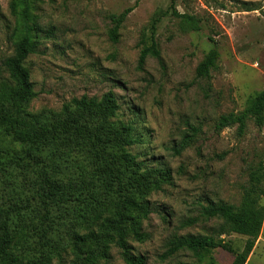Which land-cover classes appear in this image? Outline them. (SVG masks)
<instances>
[{"label": "rangeland", "instance_id": "obj_1", "mask_svg": "<svg viewBox=\"0 0 264 264\" xmlns=\"http://www.w3.org/2000/svg\"><path fill=\"white\" fill-rule=\"evenodd\" d=\"M248 4L256 10L246 11ZM174 7L195 16L200 30L172 15V0H0V96L4 86L16 87L4 61L28 33L35 44L24 62L35 93L28 114L59 118L70 107L77 118L74 99L86 96L101 105L112 92L115 116L98 110L88 117L90 129L108 137L131 125L138 143L124 150L142 167L128 178L160 184L153 189L149 183L145 193L130 185L120 190L90 140L62 139L45 152L62 199L47 200L42 167L22 160L18 141L0 127V225L6 221L12 238L3 251L0 228V264H91V256L93 264H127L114 231L121 195L149 202L152 209L148 219L124 212L123 226L132 217L147 235L144 242L128 239L131 254L146 264H232L243 250L247 237L231 232L201 259L184 250L164 258L174 238L216 236L223 221L202 217L203 207L239 208L248 195L258 197L248 194L252 184L264 190V127L250 119L241 136L237 126L215 129L222 115L244 112L264 90V0H175ZM127 9L132 11L114 42L110 16ZM155 22L160 58L150 56L141 66ZM214 49L216 68L209 79L198 78V66ZM156 170L170 174H152ZM252 172L258 182L251 183ZM189 219L197 223L185 225ZM76 236L87 237V245H76ZM247 264H264V227Z\"/></svg>", "mask_w": 264, "mask_h": 264}, {"label": "trees", "instance_id": "obj_2", "mask_svg": "<svg viewBox=\"0 0 264 264\" xmlns=\"http://www.w3.org/2000/svg\"><path fill=\"white\" fill-rule=\"evenodd\" d=\"M210 5V0H205ZM175 0H172V15L182 20L189 28L195 31L200 30V22L195 16L189 14H180L174 7ZM252 6L246 5V11H254ZM131 9L125 10L120 15H111L110 19L114 24L110 30L111 39L116 42L118 32L122 24L131 13ZM25 15L28 10L25 9ZM157 33V22L151 28V45L145 47L140 55L139 63L142 66L148 57L160 58V50L155 40ZM212 41V40H211ZM35 44L31 36L26 33L15 45L14 54L4 61L6 70L16 81V87L12 88L4 86L0 96V127L6 128L9 135L18 141L21 148V159L27 161L31 165L42 167V190L44 198L47 200L62 199L61 187L49 177L46 168V160L48 156L46 145L62 139L78 140L88 139L91 146L109 163L110 170L114 174L120 190L122 186L130 185L142 187L141 193L148 192V184L154 185L153 189H159L160 184L150 182L147 177L137 178L134 181L129 180L128 175H133L131 170H140L141 162H137V158L125 152V147H131L138 143L132 135L133 128L131 125L120 126L108 137H100L98 133L90 129V120L88 117L94 113L104 114L108 117H114L118 109L115 96L112 92L106 94L103 103L100 105L95 98L89 99L83 96L80 100L74 99L71 103L72 108L80 111V116L75 118L70 114V107H65L63 114L59 118H41L28 114L26 108L30 101L35 97L33 84L31 82L30 73L25 68L24 62L29 54L34 52ZM219 54L216 49L212 50L208 57L197 68V77L209 79L211 72L216 68ZM253 120L259 128L264 127V90L259 93L249 104L248 108L240 114L222 115L215 126L217 131L237 126L238 134L241 136L246 132L247 123ZM89 131H88V130ZM118 148L120 151L114 152ZM122 166V167H120ZM154 175L167 177L170 171L156 170ZM251 183L258 182L256 172H252ZM248 194H256L258 197L252 200ZM248 196L241 207L218 203L209 204L202 208L201 216L207 219H217L223 221L216 231L215 235L204 236H181L174 238L169 243L168 250L164 253V258L172 256L177 252L184 250L191 253L196 258H203L213 249L220 246L223 242L221 236L231 232H237L247 237L243 250L235 255L232 264H247L249 256L254 250L257 239L264 227V208L260 205L261 198L264 197V190L259 186L251 185ZM121 206H118L114 219V231L116 234V245L122 250L123 258L127 264H146L145 258L134 256L131 254L128 244L129 236L144 242L147 235L141 231L140 223L132 217L127 218L130 221L128 228L123 226L125 221L124 212H137L142 219H148L151 214L149 202L140 199L129 198L126 195L120 196ZM197 223V219H189L185 225L192 226ZM6 221H3L0 228L4 231L2 237L3 247L8 249L12 245V238L7 232ZM88 238L76 236L74 243L76 245H87ZM4 251V250H3ZM105 256V254H103ZM16 259V258H15ZM93 264V256L88 258ZM95 259V258H94Z\"/></svg>", "mask_w": 264, "mask_h": 264}]
</instances>
